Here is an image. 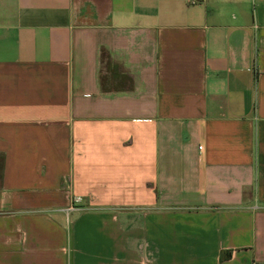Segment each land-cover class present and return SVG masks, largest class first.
<instances>
[{"label": "crops", "instance_id": "1", "mask_svg": "<svg viewBox=\"0 0 264 264\" xmlns=\"http://www.w3.org/2000/svg\"><path fill=\"white\" fill-rule=\"evenodd\" d=\"M0 264H264V0H0Z\"/></svg>", "mask_w": 264, "mask_h": 264}, {"label": "trees", "instance_id": "2", "mask_svg": "<svg viewBox=\"0 0 264 264\" xmlns=\"http://www.w3.org/2000/svg\"><path fill=\"white\" fill-rule=\"evenodd\" d=\"M101 61L103 63V67H102L103 71L104 70L105 71L106 70L111 71V69L114 68V66H112V68L110 67L111 65H109V63H108V61L104 55L101 56ZM104 77H105L104 75H101V78H100V85H101V89H103V90L106 89ZM121 78L128 82V78L125 75H122Z\"/></svg>", "mask_w": 264, "mask_h": 264}, {"label": "built area", "instance_id": "3", "mask_svg": "<svg viewBox=\"0 0 264 264\" xmlns=\"http://www.w3.org/2000/svg\"><path fill=\"white\" fill-rule=\"evenodd\" d=\"M196 0H189L190 3H195ZM78 202V199H74L73 203Z\"/></svg>", "mask_w": 264, "mask_h": 264}]
</instances>
